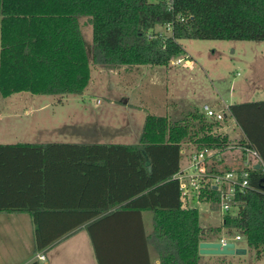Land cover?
Returning <instances> with one entry per match:
<instances>
[{
  "label": "trees",
  "instance_id": "1",
  "mask_svg": "<svg viewBox=\"0 0 264 264\" xmlns=\"http://www.w3.org/2000/svg\"><path fill=\"white\" fill-rule=\"evenodd\" d=\"M80 16L93 25L92 59ZM159 25L171 30L158 31ZM182 39L264 40V0H0V93L83 94L91 62L110 68L168 65L184 51ZM228 107L245 136L242 141L259 151L263 165L239 171L249 172L252 188L237 194V211L224 215L223 226L263 250L264 100ZM214 126L195 110L177 119L148 114L135 144H0V213L31 216L35 252L85 224L99 264H119L125 250L133 257L134 246L145 260L127 264H153L150 243L158 264H201L204 226L198 208L182 207L176 174L183 143L199 147L229 141L213 134ZM209 193L211 208L219 210L217 191ZM133 209L154 214L149 236L142 221L134 228L141 233L140 243L130 239L133 228L104 225Z\"/></svg>",
  "mask_w": 264,
  "mask_h": 264
},
{
  "label": "rangeland",
  "instance_id": "2",
  "mask_svg": "<svg viewBox=\"0 0 264 264\" xmlns=\"http://www.w3.org/2000/svg\"><path fill=\"white\" fill-rule=\"evenodd\" d=\"M79 22L92 59L93 25L86 16H80ZM157 30L169 32L162 25ZM180 43L184 51L168 65L110 68L91 62L92 77L83 94L24 91L5 97L0 93V144H135L148 114L177 119L195 110L205 115V105L221 111L232 103L264 100V40L182 39ZM186 58L193 63L187 65ZM178 59L183 60L177 63ZM234 128L229 121L222 122L212 128V133L236 136L239 128L233 131ZM236 155L241 157L240 152ZM186 160L185 154L183 164ZM198 207L203 240L219 241L224 237L236 248L246 250L231 255L201 254V264H264V249L250 246L243 233L223 226L225 212L213 211L206 202ZM148 226L152 230L153 222ZM33 235L29 214L0 213V264H29L36 260ZM237 235L242 238L237 240ZM55 244L44 249L46 257H50Z\"/></svg>",
  "mask_w": 264,
  "mask_h": 264
},
{
  "label": "built area",
  "instance_id": "3",
  "mask_svg": "<svg viewBox=\"0 0 264 264\" xmlns=\"http://www.w3.org/2000/svg\"><path fill=\"white\" fill-rule=\"evenodd\" d=\"M163 26V25H162ZM167 30H171L169 25H165ZM183 59H178L177 63H181ZM187 65H191L193 61L186 58ZM229 105L224 110L216 111L209 105L203 107L208 121L215 125H220L222 122L231 121L235 126H238L236 120L229 115ZM228 126V125H226ZM239 127V126H238ZM221 136L220 134H215ZM229 137L228 133L221 136V138ZM229 141L220 144H204L197 146L190 155V164L181 169L176 177L179 180V187L181 192V202L184 208H196L194 203H209L208 198L211 189H215L218 193L219 210L225 213L235 210L234 200L238 193H246L252 187L249 183V172L245 171L241 174L239 171H244L247 167H252L255 164L263 165V159L257 149L245 139L244 134L239 135L235 140L228 138ZM229 152H240L244 159V168L221 169V162L225 154ZM241 235H237L236 239L240 240ZM222 245L229 241L226 238H220ZM35 258L40 263H44L47 259L45 250L36 253Z\"/></svg>",
  "mask_w": 264,
  "mask_h": 264
},
{
  "label": "crops",
  "instance_id": "4",
  "mask_svg": "<svg viewBox=\"0 0 264 264\" xmlns=\"http://www.w3.org/2000/svg\"><path fill=\"white\" fill-rule=\"evenodd\" d=\"M231 123L232 122L230 121L229 126L231 125L232 127L234 123L233 124ZM237 128H239V132L237 134L238 136L237 135L232 136L231 134L230 136L228 134L230 139L234 140L237 137H239V135H242L243 132L238 126H235L233 131H235ZM195 149H196L195 144L191 142L183 143L182 150H181L182 152L181 169L187 167L190 164V155ZM185 154L187 156V160L185 164H183V156ZM220 165H221V169L223 170L231 169V168L240 169V168H244L245 162L242 156L239 157L236 155V152H229L224 155L223 160ZM194 205L197 208V205H200V203H194ZM116 208L117 207H113L112 210H116ZM101 215H98V216H101ZM153 216L154 215H152V211L150 210H142L141 214H138V212H136L135 210L127 211L126 214H123L122 216L123 218H114L106 222L104 225H107L110 228H113V230H117L118 228H123V227L138 229V226L141 223L140 221H142L146 235L149 236L152 233L153 229L151 230L149 228L148 223L153 222ZM136 231L139 232V230H136ZM33 238H34V235H33ZM130 239H132L134 242L137 241L138 243H140L141 233L138 234L137 232H135V229H134L133 234H130ZM133 244H137V243H133ZM52 247H53V250L50 253V257L49 258L47 257L46 262L41 263V264H99L92 238L89 232L87 231V229L85 228V224L78 227V229L68 231V233L64 235L63 237H61L60 239H58L56 241V244ZM132 249H134L132 250L133 257H131V253H132L131 250H128L129 252L125 250L124 255L117 258V263L121 264L120 261H122V264L123 263L127 264V260H129L130 263H136V262L145 260L144 253L141 249L139 250V247L134 246L132 247ZM135 249L139 251H136ZM33 251L35 252V244L33 246ZM149 255H150V261L153 264H158L160 262L158 253L156 252L154 246L151 243L149 244Z\"/></svg>",
  "mask_w": 264,
  "mask_h": 264
},
{
  "label": "water",
  "instance_id": "5",
  "mask_svg": "<svg viewBox=\"0 0 264 264\" xmlns=\"http://www.w3.org/2000/svg\"><path fill=\"white\" fill-rule=\"evenodd\" d=\"M260 164L256 165V168H259ZM200 254L205 255H231V254H242L245 253V249L236 248L234 242H228L227 244L222 245L220 241H201L199 244Z\"/></svg>",
  "mask_w": 264,
  "mask_h": 264
}]
</instances>
